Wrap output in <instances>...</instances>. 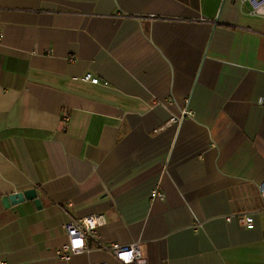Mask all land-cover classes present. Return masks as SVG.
<instances>
[{
	"label": "crops",
	"instance_id": "1",
	"mask_svg": "<svg viewBox=\"0 0 264 264\" xmlns=\"http://www.w3.org/2000/svg\"><path fill=\"white\" fill-rule=\"evenodd\" d=\"M249 11L0 0V262L121 264L101 246L138 241L134 264H264V17ZM29 189L38 205L3 206ZM94 214L99 239L60 259L66 224ZM244 214L249 228L226 221Z\"/></svg>",
	"mask_w": 264,
	"mask_h": 264
},
{
	"label": "built area",
	"instance_id": "2",
	"mask_svg": "<svg viewBox=\"0 0 264 264\" xmlns=\"http://www.w3.org/2000/svg\"><path fill=\"white\" fill-rule=\"evenodd\" d=\"M242 3H248L250 5L249 13L251 15L264 17V0H242ZM81 79L84 82H90L92 84L98 85L100 83L98 78L92 77L90 74H86ZM104 85H106V83H104ZM259 192L262 201L261 210L264 212V182L260 185ZM154 197L162 198V194L154 190L151 193V198ZM232 219H236L238 224L245 228H249L253 225V219L250 215H231L226 217V221H231ZM102 222L103 216L99 214L78 218L68 222L65 226L67 239L57 251V256L60 259L68 260L73 255L87 252L88 239H99L97 230ZM101 249L111 254L113 258L121 264H134L141 258L140 244L138 241L125 245L111 243L102 245ZM0 264L4 263L0 262Z\"/></svg>",
	"mask_w": 264,
	"mask_h": 264
},
{
	"label": "water",
	"instance_id": "3",
	"mask_svg": "<svg viewBox=\"0 0 264 264\" xmlns=\"http://www.w3.org/2000/svg\"><path fill=\"white\" fill-rule=\"evenodd\" d=\"M33 200L35 204L38 205V198L36 195V191L34 189H29L23 192L14 193L8 195L3 198L2 204L5 208H8L10 205H14L18 202H22L24 200Z\"/></svg>",
	"mask_w": 264,
	"mask_h": 264
}]
</instances>
